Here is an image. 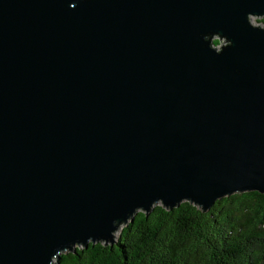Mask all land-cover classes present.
<instances>
[{
	"label": "water",
	"instance_id": "1",
	"mask_svg": "<svg viewBox=\"0 0 264 264\" xmlns=\"http://www.w3.org/2000/svg\"><path fill=\"white\" fill-rule=\"evenodd\" d=\"M252 16L264 0H0V264L113 245L157 203L264 194Z\"/></svg>",
	"mask_w": 264,
	"mask_h": 264
},
{
	"label": "trees",
	"instance_id": "2",
	"mask_svg": "<svg viewBox=\"0 0 264 264\" xmlns=\"http://www.w3.org/2000/svg\"><path fill=\"white\" fill-rule=\"evenodd\" d=\"M117 232L115 244L77 245L60 253L59 264H264V194L217 201L207 214L189 201L172 209L157 203Z\"/></svg>",
	"mask_w": 264,
	"mask_h": 264
},
{
	"label": "rangeland",
	"instance_id": "3",
	"mask_svg": "<svg viewBox=\"0 0 264 264\" xmlns=\"http://www.w3.org/2000/svg\"><path fill=\"white\" fill-rule=\"evenodd\" d=\"M259 18H261V17L252 16V17L249 18V21H250L251 24H253V25H259V26H261V27H264V25H262L261 23H258V22H257V19H259ZM221 43L223 44L224 41L221 40ZM117 235H118V232L116 231L115 236H117Z\"/></svg>",
	"mask_w": 264,
	"mask_h": 264
}]
</instances>
